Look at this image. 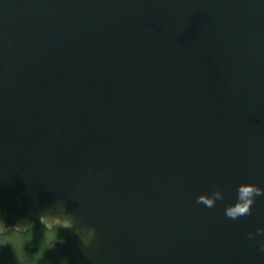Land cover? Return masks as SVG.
I'll list each match as a JSON object with an SVG mask.
<instances>
[{"label":"water","instance_id":"water-1","mask_svg":"<svg viewBox=\"0 0 264 264\" xmlns=\"http://www.w3.org/2000/svg\"><path fill=\"white\" fill-rule=\"evenodd\" d=\"M248 183L264 0H0L1 234L63 201L52 264H264V196L225 215Z\"/></svg>","mask_w":264,"mask_h":264},{"label":"clouds","instance_id":"clouds-1","mask_svg":"<svg viewBox=\"0 0 264 264\" xmlns=\"http://www.w3.org/2000/svg\"><path fill=\"white\" fill-rule=\"evenodd\" d=\"M261 196H264V188H261L252 183L241 185L239 188V194L236 203L225 209V215L232 220H237L245 215H250L253 205L255 204L257 198ZM221 198V194L216 193L210 199L205 197H199L197 199V203L212 208L215 207L216 201ZM37 218L40 220V228H43L44 230L53 228L59 229L61 238L56 244V246L60 243H63V232H65L66 230H70L73 227L72 219L64 212L63 201H57L51 207L45 208L41 212V214L37 216ZM0 226H3L4 230L5 224L2 213H0ZM33 228L36 227L30 224L23 230L18 226H15V228L12 229H17L18 231L23 233ZM77 235L79 236L82 244L85 247L90 245L96 238L95 229H79ZM255 235H264V228L257 229L256 233H250L248 238L252 239ZM49 247L52 248V245L50 244ZM55 249L56 247L52 248L50 252L54 251ZM260 250L264 252V244L261 245ZM48 264H52V261L50 259H48ZM65 264H67V261H65Z\"/></svg>","mask_w":264,"mask_h":264},{"label":"rangeland","instance_id":"rangeland-1","mask_svg":"<svg viewBox=\"0 0 264 264\" xmlns=\"http://www.w3.org/2000/svg\"><path fill=\"white\" fill-rule=\"evenodd\" d=\"M46 230H39L37 232H33L28 236H22L18 233L11 232L7 235L0 234V249H3L7 244L9 245L10 250V259L9 264H33V261L38 257V253L35 251H39L42 248L43 244L49 239L48 236H44L46 234ZM21 243H25V247L23 248ZM33 243H39L33 244ZM19 249L28 253V255L21 256L19 254ZM1 255V250H0ZM38 260V258H37ZM4 264H7L6 262Z\"/></svg>","mask_w":264,"mask_h":264},{"label":"flooded vegetation","instance_id":"flooded-vegetation-1","mask_svg":"<svg viewBox=\"0 0 264 264\" xmlns=\"http://www.w3.org/2000/svg\"><path fill=\"white\" fill-rule=\"evenodd\" d=\"M39 230H44V229L39 227L35 230H30V231L22 234V236H28V235L32 234L33 232H37ZM46 232L47 233L44 236H48L49 239L43 244L42 248L39 249V251H35L36 253H38V257H37L38 260H37V258L34 261H33V259H31L33 264H48V259H49L48 256H49V252L51 250L49 245L51 244L53 247L61 238V234H60V231L58 229L46 230ZM1 235H6V234H1ZM33 244L38 245L39 243H33ZM21 245H22V249L28 248V247H25V243H21ZM22 249L18 250L19 254L21 256H23L25 254V252L22 251ZM0 250H1L0 264H4L5 262L7 264H9V259H10L9 245L7 244L3 249H0ZM25 255H28V253Z\"/></svg>","mask_w":264,"mask_h":264}]
</instances>
